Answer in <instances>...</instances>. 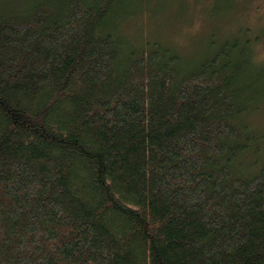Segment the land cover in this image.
Here are the masks:
<instances>
[{"label":"trees","instance_id":"1","mask_svg":"<svg viewBox=\"0 0 264 264\" xmlns=\"http://www.w3.org/2000/svg\"><path fill=\"white\" fill-rule=\"evenodd\" d=\"M150 1L0 0V264H264V21L184 55Z\"/></svg>","mask_w":264,"mask_h":264},{"label":"rangeland","instance_id":"2","mask_svg":"<svg viewBox=\"0 0 264 264\" xmlns=\"http://www.w3.org/2000/svg\"><path fill=\"white\" fill-rule=\"evenodd\" d=\"M153 1L156 2L155 12L145 7L147 12L136 15L126 31L131 36L145 33V36L154 34L167 39L184 55L197 50L200 41L214 36V29L218 33L229 32L231 28L246 25L245 28L249 27L255 33V24L264 21V0H217L221 5L230 2L225 6L230 11L228 14L220 12L223 6L216 7L215 0H151L148 5L152 6ZM257 50L258 57H261L264 49Z\"/></svg>","mask_w":264,"mask_h":264}]
</instances>
